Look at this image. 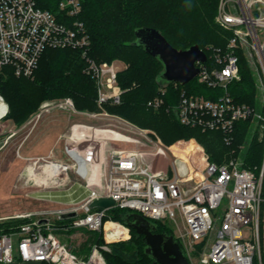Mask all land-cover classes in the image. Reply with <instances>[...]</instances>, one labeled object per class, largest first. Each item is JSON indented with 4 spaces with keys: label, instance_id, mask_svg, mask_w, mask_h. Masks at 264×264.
Segmentation results:
<instances>
[{
    "label": "built area",
    "instance_id": "built-area-1",
    "mask_svg": "<svg viewBox=\"0 0 264 264\" xmlns=\"http://www.w3.org/2000/svg\"><path fill=\"white\" fill-rule=\"evenodd\" d=\"M59 9L68 23L35 0H0V72L31 78L48 49H74L87 58L85 72L96 82L98 110H78L71 98H64L39 108L22 128L30 127L31 136L41 120L57 109L88 120L74 122L49 156L25 158L31 161L33 176L43 166L40 178L45 183L65 185L75 175L88 192L67 209L14 216L27 222L12 233L0 234V264H108L107 246L96 244L89 255L79 257L55 231L87 227L101 232L112 208L175 224L179 231L173 234L191 264L193 260L264 264V160L258 170L247 167L234 149L227 161L216 164L202 146L193 151L171 149L174 158H169L157 134L107 110L122 102L118 79L122 69L115 61L98 63L88 57L90 36L80 18L82 0H61ZM215 22L229 36L223 46L203 50L207 61L196 64V78L220 93L209 98L183 92L173 110L184 126L223 133L228 146H233L241 122L256 124L264 139V0H220ZM248 52L260 70L262 90L254 106L238 102L230 90L241 81V54ZM160 90L161 95L148 102L149 108L163 107L166 89ZM9 111L0 91V123ZM113 142L131 143L133 148L120 149ZM150 159L165 160L164 167L153 169ZM46 168L55 174L44 173ZM100 199H111L114 206L93 207ZM127 231V226L115 222L105 238L118 241Z\"/></svg>",
    "mask_w": 264,
    "mask_h": 264
},
{
    "label": "trees",
    "instance_id": "trees-1",
    "mask_svg": "<svg viewBox=\"0 0 264 264\" xmlns=\"http://www.w3.org/2000/svg\"><path fill=\"white\" fill-rule=\"evenodd\" d=\"M37 5L50 11L61 21L68 23L59 9L61 0H35ZM220 0H82L81 20L90 36L88 57L98 63L120 60L125 63L118 75L123 89L122 102L107 106V110L119 114L142 128L154 129L169 143L167 135L159 127L166 123L178 131L179 137L190 141L196 139L204 146L210 161L225 162V157L248 141L245 152L247 167L255 168L263 156V143L258 135L247 138L249 122L237 125L233 146H228L221 132L203 131L200 128L182 125L173 110L182 98V93L201 94L213 98L219 90H212L196 81L187 85L170 84L163 96L164 105L158 110L148 107V102L161 95L157 77L163 71L160 61L150 56L142 46H135L136 30L143 27L161 31L167 41L178 50L198 45L207 51L211 46H223V30L215 22ZM87 58L74 49H48L43 54L38 69L31 78L16 77L12 72L0 74V91L10 111L7 117L18 126L23 125L44 102L71 98L78 110L97 111V86L92 76L85 72ZM241 81L231 86V94L238 102L256 105L259 94L257 79L241 54ZM196 80V79H195ZM250 140V141H249ZM245 144L244 146H246ZM238 153V149L236 150ZM129 211L112 208L108 218L124 224L121 216ZM27 220L12 219L0 222V234L12 233ZM68 220L64 225L68 224ZM159 232L173 234L162 223L154 222ZM125 225V224H124ZM126 226V225H125ZM128 227V226H127ZM111 228V227H110ZM131 229V228H130ZM74 231V228L70 229ZM134 240L136 258L127 259L120 251L105 252L108 264H152L144 252L142 237L136 231ZM102 238L99 239V243ZM138 246H137V245Z\"/></svg>",
    "mask_w": 264,
    "mask_h": 264
},
{
    "label": "rangeland",
    "instance_id": "rangeland-1",
    "mask_svg": "<svg viewBox=\"0 0 264 264\" xmlns=\"http://www.w3.org/2000/svg\"><path fill=\"white\" fill-rule=\"evenodd\" d=\"M221 36L228 37L229 32L223 31L221 32ZM245 59L254 72L257 79V89L259 94H261V81L258 77L260 73L259 65L257 61L250 56L249 52L247 56H245ZM114 61L117 62V68L123 70L125 63L123 64L120 60ZM0 74L5 76L8 73L2 71ZM195 79L193 81L200 84L198 79ZM76 121L89 122L79 115H73L59 109L52 110L41 120L31 136L28 135L30 127L23 129V125L18 126L10 115L0 123V145H2L0 148V222L10 221L14 219V216L25 213L38 214L67 209L71 206L70 203L78 202L88 192L85 183H78L79 180L75 175L71 176L73 181L65 185H58L57 183L50 182L45 183L43 179L40 178L43 167L41 165L36 168V176H30L28 168L31 165V161L22 159V157L38 158L49 156L51 151L56 148L61 138L69 132L71 125ZM159 127L167 135L170 141L169 143L164 142L162 137L154 129H147L160 137L166 145L168 157L171 159L174 158V155L170 153L171 149L193 151L197 146H202L204 148L196 139L187 141L179 137L178 131L171 128L166 123H161ZM40 130L42 137L40 139L41 141L37 142L38 139L35 138V135L39 133ZM247 132L246 139H248V137L250 138V135H258L259 141L263 143L264 147L262 132L256 124H250ZM12 134H14V136L9 139L8 136L10 137ZM24 142L26 144V147H24L25 149H35L33 151L22 149L20 146ZM5 143L6 145H4ZM36 143L38 144L35 147ZM112 144L124 150L133 148L131 143L113 142ZM245 144L247 145L244 146ZM248 145L247 141L236 148L238 149L237 155L240 154L239 156H242L245 165L244 158L247 150L246 148L249 147ZM199 154L201 156V153ZM199 158L200 157H196L198 162ZM228 159L229 157L226 156L225 161ZM263 160L264 150L259 164L255 166L257 170ZM148 162L153 166V169L162 168L165 164V160L162 159H150ZM115 222L117 221L108 218L101 232L91 231L87 227L76 228L74 231L70 229H58L55 232L60 241L79 257H86L89 255L94 246L98 244L99 246H107L109 249L107 252L109 253L111 251H120L127 259H135V243L133 242L135 232L132 229L128 227L125 237L121 240L110 241L105 238V232L112 227ZM162 225L173 233L177 234L179 231L178 227L168 220L164 221ZM100 238H102V240L99 243ZM14 245H16L15 239ZM193 262L197 264L195 260H193Z\"/></svg>",
    "mask_w": 264,
    "mask_h": 264
},
{
    "label": "water",
    "instance_id": "water-1",
    "mask_svg": "<svg viewBox=\"0 0 264 264\" xmlns=\"http://www.w3.org/2000/svg\"><path fill=\"white\" fill-rule=\"evenodd\" d=\"M134 45L142 46L150 56L163 65V71L157 77L159 87L162 89L173 83L183 86L190 83L199 74L196 64L207 61V55L198 45L178 50L155 28L137 29ZM56 103L57 101H46L40 108L54 106ZM113 206L114 202L111 199H100L93 204V207L100 208ZM121 218L126 226L136 231L138 237H142L145 255L152 260V264H191L174 234L159 232L156 223L135 212H128Z\"/></svg>",
    "mask_w": 264,
    "mask_h": 264
},
{
    "label": "crops",
    "instance_id": "crops-1",
    "mask_svg": "<svg viewBox=\"0 0 264 264\" xmlns=\"http://www.w3.org/2000/svg\"><path fill=\"white\" fill-rule=\"evenodd\" d=\"M41 137H42V136H41V130H40L39 133H36V135H35V138H37V139L39 140V141L37 140V142H40V141H41V140H40ZM8 138L11 139L12 137L10 138V137L8 136ZM35 142H36V141H35ZM37 144H38V143H36L35 147L37 146ZM4 145H6V143H5ZM20 147H21L22 149H23L24 147H26L25 142L22 143V145H21ZM24 149H25V148H24ZM34 149H35V148H34ZM34 149H31V150L25 149V150H26V151H33ZM23 158H24V157H23ZM23 158H22V159H23ZM24 159H25V158H24Z\"/></svg>",
    "mask_w": 264,
    "mask_h": 264
},
{
    "label": "bare ground",
    "instance_id": "bare-ground-1",
    "mask_svg": "<svg viewBox=\"0 0 264 264\" xmlns=\"http://www.w3.org/2000/svg\"><path fill=\"white\" fill-rule=\"evenodd\" d=\"M28 170H29V175L31 176L33 174L34 170L32 167H29ZM44 173H46V174L49 173V175H54L55 171L51 168H46V172H44Z\"/></svg>",
    "mask_w": 264,
    "mask_h": 264
}]
</instances>
